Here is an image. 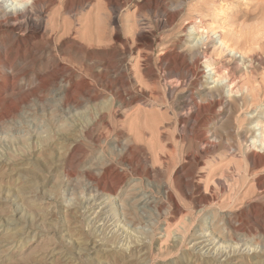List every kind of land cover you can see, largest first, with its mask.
Instances as JSON below:
<instances>
[{
	"label": "rangeland",
	"instance_id": "rangeland-1",
	"mask_svg": "<svg viewBox=\"0 0 264 264\" xmlns=\"http://www.w3.org/2000/svg\"><path fill=\"white\" fill-rule=\"evenodd\" d=\"M16 23L0 264H264V0H43ZM212 63L247 95L201 89Z\"/></svg>",
	"mask_w": 264,
	"mask_h": 264
},
{
	"label": "bare ground",
	"instance_id": "bare-ground-1",
	"mask_svg": "<svg viewBox=\"0 0 264 264\" xmlns=\"http://www.w3.org/2000/svg\"><path fill=\"white\" fill-rule=\"evenodd\" d=\"M41 2H43V0H33L32 5L27 6L25 10L21 11L17 9L14 12L12 10L13 0H0V10L2 11L0 23L2 22L6 26H9L10 28L13 29L14 26L17 25L16 21L18 20L19 16L28 15L29 10H31L33 6H36ZM193 32L197 33V35L200 34L199 31L196 29ZM204 40H205L204 35L200 34L199 38L197 39L198 41L197 45L202 44ZM221 43L223 46L225 45V42L222 41ZM192 75H195V74H192ZM202 77L204 78V80H202L201 89H211V90L219 89L222 93H224V95L229 96V99L230 97L234 98V96H240L241 95L240 92H243L244 95L246 94V92L248 93V91H246L248 89H246L245 90L246 92H245L243 91V88L241 89L237 88V84L232 80V78L228 74L226 75V74L219 72V68L214 67L213 63L209 64L208 70L204 72ZM257 121H255L256 124L253 125V130H254L253 131L254 132L253 141H252L253 147L249 151H251V154H250L251 158H253L254 161L259 162L260 158L264 161V125L259 124V122ZM261 152L263 154H261Z\"/></svg>",
	"mask_w": 264,
	"mask_h": 264
},
{
	"label": "clouds",
	"instance_id": "clouds-1",
	"mask_svg": "<svg viewBox=\"0 0 264 264\" xmlns=\"http://www.w3.org/2000/svg\"><path fill=\"white\" fill-rule=\"evenodd\" d=\"M33 0H13V11L15 12L18 10H25L27 6L32 5Z\"/></svg>",
	"mask_w": 264,
	"mask_h": 264
}]
</instances>
